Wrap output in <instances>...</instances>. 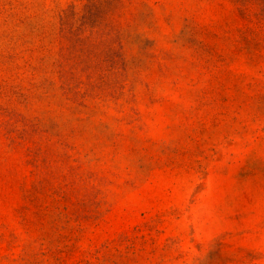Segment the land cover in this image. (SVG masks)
<instances>
[{"label": "rangeland", "instance_id": "obj_1", "mask_svg": "<svg viewBox=\"0 0 264 264\" xmlns=\"http://www.w3.org/2000/svg\"><path fill=\"white\" fill-rule=\"evenodd\" d=\"M0 264H264V0H0Z\"/></svg>", "mask_w": 264, "mask_h": 264}]
</instances>
